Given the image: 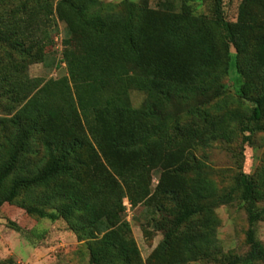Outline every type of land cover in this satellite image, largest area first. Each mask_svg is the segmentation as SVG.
I'll return each instance as SVG.
<instances>
[{"label": "rangeland", "instance_id": "374dc122", "mask_svg": "<svg viewBox=\"0 0 264 264\" xmlns=\"http://www.w3.org/2000/svg\"><path fill=\"white\" fill-rule=\"evenodd\" d=\"M47 1L49 6L44 8L40 0H0L1 132L15 133L19 137L23 134L22 127L13 125V119L21 115L24 118L25 114L29 121L31 117L36 118L39 108L59 113L54 124L51 117H45L40 122L41 131L24 138L32 142L37 151L22 156L14 177L40 166L45 158L40 142L44 138L54 140L51 136L54 129L63 134L67 130L65 127L71 128L70 124L64 125L68 122H62V118L65 120L73 111L80 113L79 94L89 103H98L100 92L106 90L97 91L98 81L102 78L105 85L110 86L116 73L129 71L131 63L124 60L130 59L129 51L121 24L125 19L131 17L134 22L136 14L144 21L156 19V31L141 27L139 22L136 24L138 33L150 36L151 31L162 33L163 20L168 14L189 10L205 18L212 15V0H93V3L75 0L83 3L85 14L77 15L65 8L62 10L65 21L56 12L57 0ZM243 2L222 0L225 20L236 21ZM247 9L256 12L257 18L264 22L261 2H250ZM95 14L99 21L94 27L91 18ZM69 24L85 28L84 37L68 30ZM147 46L150 50V41ZM253 50L251 46L247 48V62ZM230 53L235 54L233 47ZM146 61L140 62L136 71L148 83L154 78L150 76L152 71ZM179 64L182 65H177L179 68L188 71L191 59L182 58ZM238 78L231 64L228 75L220 80L222 92L212 99L183 86L172 90L168 101L157 96V110L161 111L157 121L161 127L159 134L162 140L170 135L174 144L153 148L159 150L158 155L145 164L143 190L134 196V201L127 195L122 178L111 168L79 114L81 129L97 150L93 163L82 172L84 180L97 184L100 191L106 190L102 187H107V171L120 187V209L116 197H108L109 202L99 205L100 209L98 201H93L91 213L112 208L111 213L105 215L108 223L104 219L108 227L97 229L85 214L81 217L83 226L74 227L61 215L50 219L28 214L23 208L26 205H37L57 213L59 204L41 203L39 196L44 186L21 189L14 201L0 205V264H89L92 256L100 258L98 264H222L220 258L224 255L245 253L249 223L241 205L242 188H238L236 178L251 177L255 184V205L264 209V131H243L245 126L252 124L248 119L252 102L235 93ZM126 95L133 108L140 106L146 96L133 85L126 90ZM132 121L133 117L126 119L122 128H128ZM145 121L152 124V118ZM196 133L202 140L195 141ZM247 134L249 138L245 140ZM3 162L0 158V165ZM179 164L185 166V172L175 171ZM14 177L0 188V197ZM190 177L209 182L205 200L209 202L210 211L192 216L172 234L166 235L163 229L157 228L156 222L162 217L170 218L176 204L160 193L158 186L161 183L185 185L184 181ZM87 182L81 185L83 193L88 191ZM227 192L231 194V201L217 202ZM253 228L256 239L264 245V210ZM107 232L112 241L123 236L127 245L125 254L115 256L118 253H110L115 251L114 247L108 249L100 242ZM253 264L264 263L256 261Z\"/></svg>", "mask_w": 264, "mask_h": 264}, {"label": "trees", "instance_id": "16d2710c", "mask_svg": "<svg viewBox=\"0 0 264 264\" xmlns=\"http://www.w3.org/2000/svg\"><path fill=\"white\" fill-rule=\"evenodd\" d=\"M40 1L42 7L49 6L47 0ZM250 2H261L264 14V0H244L236 21L230 22L222 15V0H212L210 17L197 16L191 14L189 10L179 14H168L163 20L165 27L162 33L151 31L150 36L138 33L136 26L138 22L141 27L155 31L158 22L156 19L154 22L144 21L137 14L134 22L130 17L121 23L124 41L129 51L130 59L124 58L131 63L129 71L116 73L115 80L110 86H106L102 78L98 81L100 87L97 91L106 88L104 92H100L98 103H89L80 94L78 97L81 98L79 114L85 122L86 129L103 152L111 168L122 178L131 201H134V196L143 190L141 181L145 164L158 155L159 150L153 148H160L162 145L171 147L174 144L170 135L162 140L159 134L161 127L157 121L161 111L157 110V96L168 101L171 91L183 86L184 89L192 90L197 95H207L209 99H212L222 92L220 80L228 75L230 66L233 64L239 77L235 84V93L252 102L248 116L252 124L245 126L243 131L249 133L255 129L264 131V121L262 122L264 118V22L257 18L256 12H250L247 9V4ZM55 8L59 17L65 21L67 19L62 14L65 8L77 15L85 14L83 3L78 4L75 0H57ZM98 21V16L93 15L91 23L94 27ZM68 30L84 37L85 28H76L69 24ZM149 41L150 50L147 46ZM249 46L254 50L247 62L245 54ZM230 47L234 48L235 54L230 53ZM182 58L191 59L190 70L177 66L181 65L179 63ZM145 61L148 62L147 65L152 71L150 76L154 78L148 83L144 82L136 71L139 63H145ZM124 75L125 79L122 78ZM130 85L141 89L146 94L137 108H133L127 100L126 90ZM35 113L36 118L31 117L29 121H27L29 117L25 114H23L24 118L21 115L13 119V125H17V128L22 127L25 136L22 134L17 137L15 133L3 134L0 130L2 140L0 141V158L4 160L0 165V188L18 173L17 165L22 160V156L37 151L33 148L32 142L24 138L30 134H38L41 131L40 122L45 117H51L52 124L56 118H59L56 110L45 112V108H39ZM79 114L73 111L65 120L62 118V122H68L64 125L70 124L72 129L65 127L68 131L65 130L63 134H59L54 129L55 132L52 134V131L51 136L55 138L50 137L55 141L44 138L40 142L44 149V160L40 166L11 180L0 197V205L14 201L21 189L41 185L45 187L39 196L41 203H58L57 213L59 214L49 212L37 205H26L23 208L28 214L50 219L61 215L72 226L75 225L74 227L83 226L81 217L85 214L84 217L97 229L104 230L108 227L104 219H107L105 215L111 213L112 208L106 212L102 210L99 213H91L92 203L98 201L97 207L100 209L99 205L105 206L109 202L108 197H116V205L120 209V187L107 171H105L109 176V179L105 180L107 187H102L107 188L106 190L100 191L97 184L84 180L82 172L93 163L97 157V150L81 129L78 122ZM129 117H133L132 124L123 129L121 124H124ZM148 118H152L150 125L145 121ZM76 124L79 125L76 126ZM56 134L63 135V138ZM194 138L195 141L202 140L197 133ZM248 138V134L244 135L245 140ZM184 167L183 164H179L174 169L185 172ZM63 179H65L64 182H62ZM188 180L184 181L185 185L161 183L158 186L160 193L167 195L176 204V210L170 218L162 217L156 222L157 228L163 229L166 235L172 234L192 216L210 211L209 202L205 200L210 187L209 182L191 177ZM85 182H87V193L80 191L81 185ZM236 183L238 188H242L241 205L249 223L246 233L248 249L242 255H224L220 261L222 264H253L256 261L264 263V245L256 239L253 228L254 223L262 217L264 209L260 210L255 205L253 197L255 184L249 175L237 177ZM218 201L229 203L230 192L220 196ZM122 237L119 235L112 241L107 232L100 242L108 249L115 248L113 252L108 250L111 254L122 255L127 249ZM99 259L92 256L89 264H98Z\"/></svg>", "mask_w": 264, "mask_h": 264}]
</instances>
